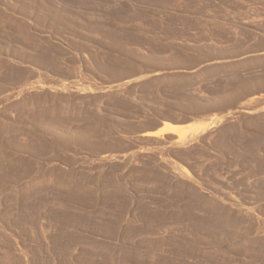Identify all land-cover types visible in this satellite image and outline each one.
I'll use <instances>...</instances> for the list:
<instances>
[{
    "label": "rangeland",
    "instance_id": "374dc122",
    "mask_svg": "<svg viewBox=\"0 0 264 264\" xmlns=\"http://www.w3.org/2000/svg\"><path fill=\"white\" fill-rule=\"evenodd\" d=\"M0 264H264V0H0Z\"/></svg>",
    "mask_w": 264,
    "mask_h": 264
},
{
    "label": "bare ground",
    "instance_id": "6f19581e",
    "mask_svg": "<svg viewBox=\"0 0 264 264\" xmlns=\"http://www.w3.org/2000/svg\"><path fill=\"white\" fill-rule=\"evenodd\" d=\"M213 122L214 121L212 122L210 121V123H205V124L203 123V124H198V125L192 124V125H187L186 127L185 126L184 127L191 129L192 132H200L208 128L210 125H212ZM184 127L167 123V124H164L160 129L147 133V135L158 136V135H162L166 133H172V134H177L179 137H183L185 135Z\"/></svg>",
    "mask_w": 264,
    "mask_h": 264
}]
</instances>
